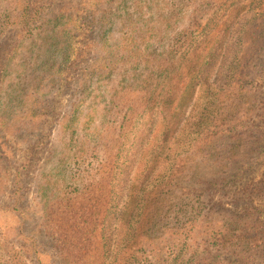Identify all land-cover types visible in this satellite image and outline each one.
Returning a JSON list of instances; mask_svg holds the SVG:
<instances>
[{
  "label": "rangeland",
  "instance_id": "1",
  "mask_svg": "<svg viewBox=\"0 0 264 264\" xmlns=\"http://www.w3.org/2000/svg\"><path fill=\"white\" fill-rule=\"evenodd\" d=\"M176 2L111 0V21L88 27L89 15L102 17L105 6L42 0V31L41 21H28L36 0H0V62L6 64L0 145L8 168L0 171V264H69L46 213L64 194L104 182L93 166L119 134L120 142L132 138L128 147L136 134L143 140L121 181L126 195L115 221L116 242L130 243L137 264H169L193 253L212 264V255L229 252L237 264H264V0ZM231 20L242 27V40L217 38L207 49L218 59L209 87L228 94L212 115L205 110L209 90L190 86L186 64L195 47L207 48L204 40ZM70 34L74 55L67 69L62 58ZM230 72L236 79L227 86ZM237 101L252 124H237L245 117L239 108L217 119ZM170 105L177 130L160 152L164 123L156 111ZM36 108L44 111L28 117L24 129L6 120L10 112L20 118ZM121 246L110 254L123 252ZM85 259L102 262L94 252Z\"/></svg>",
  "mask_w": 264,
  "mask_h": 264
},
{
  "label": "trees",
  "instance_id": "2",
  "mask_svg": "<svg viewBox=\"0 0 264 264\" xmlns=\"http://www.w3.org/2000/svg\"><path fill=\"white\" fill-rule=\"evenodd\" d=\"M41 1L42 0H36L37 6L35 8V12L29 14L30 18H28V21H30V23H33V20L41 21V30L44 31L46 29L43 25L47 23V19L43 21L39 20L44 17V14L38 11H42V6H44V3L40 4ZM88 1L90 0H85V2ZM110 1L111 0H91V6H93L95 9L97 7H99V9H102V7L105 6L103 10L104 13L102 17H96L95 12H93L89 15L90 18L89 20H87V22H85V25H88V27H90L92 24H96L99 20L102 19H105V21L109 23L111 21V18H109V16L113 15L112 11H116V7L112 8L113 6L110 5ZM180 1L182 0H177V5L178 3H180ZM79 5H81L80 2H78V6ZM107 9H109V15L105 14ZM230 23L231 24L226 25V27L224 28L222 27L219 29H215L213 35L207 37L206 40H204L207 48H202L201 46L195 47L192 52H190L191 54H189L190 62L186 64V66L188 65L189 67L188 71L190 74V86L192 88H196L199 86V90L204 92L206 90H209L208 96L205 98L207 99L205 105L208 106H205V110H207L208 113L212 115H218L220 112V110L215 107L219 102H221V100H218V98H226L228 94L226 95V93H219V91H216L209 87V80L212 74L211 70L216 65L218 59H216V52H213L214 48L211 49L212 52L211 50L208 51L207 49H209V47L215 43V39L217 38L222 37L223 42L225 41V38L227 41L233 39H236V41L242 40V27L237 26L236 28H234L236 22L234 23L233 20H231ZM29 27L31 28L32 26ZM203 30H205V27ZM210 32H212V29L211 31H208V33ZM69 37L70 38L68 40V44L64 51L65 56H63L62 58V61L64 65L67 66V69H70L68 62L74 55V45L73 40H71V34L69 35ZM184 37L186 40L190 39L187 34ZM211 41H213V43H211ZM0 44L2 43L0 42ZM5 67V62H0V73L5 72ZM66 68L62 69L63 73H67L65 72ZM233 77V72H230V74H228V79L226 77V79L224 80L226 81L225 83L227 84V86H230ZM235 79L236 78L234 77V80ZM0 80L1 82L4 81V75L0 74ZM219 83H222V81H219ZM184 84L186 85V82H184ZM214 85L218 87L219 84L215 83ZM220 85V89H227L225 87V84ZM239 86H241V84ZM236 99L238 98H235L234 100ZM241 104L242 102L239 101H237L234 105H229L228 103V106L222 109V114L217 119L226 120L231 114V110L235 111V109L239 108L238 110L240 114L245 115V117L242 118L241 121H238L237 124H252L247 122V114L245 110L241 108ZM131 108L133 110L136 109L133 106H131ZM176 110L177 109H172L170 105L169 107H165L156 111L159 114V119H162V122L164 123V126H161L163 128L162 137L164 138H162L161 143H159L161 147V149L159 147L160 152L165 149L166 143H168L169 141L168 136L173 135H170V132L177 130V121L175 119H177L178 114H176ZM43 111V109L40 110L36 108V110H33V114L29 116L23 114L20 116V118L15 116L13 112H10L12 116L6 117V120H11V122L9 121V123L13 128L18 126V128L24 129L27 124L28 117L36 118V114L40 115V113H42ZM130 113L134 114L135 111H131ZM150 113H152L151 115L153 116L155 112ZM169 116L170 119H168ZM203 116H205V118L207 117L205 113H203ZM253 123V125H259L256 124V121L254 120ZM169 125L172 126L170 130L168 129ZM120 135L121 134H119V136ZM119 136L106 143L107 148L104 150V152L106 153V157L97 162L95 166H93V169H95V171H97L98 173L97 175H95V177L100 176V174L106 175V178H104V182L100 183L98 181L97 184H95L91 188H78L76 192H69L66 195L64 194L60 198L61 200H57V202L53 204L54 206L50 208L46 213L47 228H50V230L54 231L53 234L57 238L58 246L63 252L65 261L69 264L76 261H79L82 264H87L85 257L92 252H94L95 258L102 259V262L100 264H137L136 260L138 259V256L135 254V249H133V251H130L133 248L130 243L126 244L127 246H121V240H117L116 242L115 236L118 231V226L117 224H115V221L119 219V212L121 210L120 201L126 195L125 186L121 185V181L122 183H124L125 177H127L129 171H131V167L133 166L132 157H135L139 152V147L142 146L143 140H141L139 138V135L136 134L133 136L134 142L130 147H128L127 143L132 138L129 136L128 140L126 141L124 137L123 142H120ZM6 157L7 153L2 149V146L0 145L1 175L3 172L8 171V168H6V165L4 164ZM25 163L31 164L33 163V161L30 158H27V162ZM182 165L183 164L180 163L178 165V168ZM149 167L150 169L153 168V166L151 165ZM120 176H122V178ZM96 179L98 180L100 179V177H96ZM1 191L2 188L0 186V193H2ZM133 191H136V189H133ZM138 192L139 191H137V193ZM151 200L149 202H151ZM103 214H105V216L104 219L101 220V216ZM108 220H111V222H108ZM235 243L236 242L233 240L232 244L234 245ZM103 246L107 247V250L109 252L108 256L105 254L107 253V251L104 250ZM119 246L122 247L123 252L110 254L113 253V251H116ZM229 249L231 251V249H233V246L230 245ZM99 252L103 254H100ZM229 255L230 252L225 254L224 256L212 255L211 263L237 264V260L230 257ZM112 258H117V260ZM208 259L209 257L205 258V260ZM177 260L178 257L176 255L169 264H190V262L191 264H204L205 261L204 256H196L195 253H193L188 258V260L183 258L180 259L179 262H177ZM143 263L141 262L140 264ZM3 264H22V262L7 261Z\"/></svg>",
  "mask_w": 264,
  "mask_h": 264
}]
</instances>
